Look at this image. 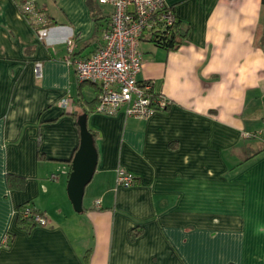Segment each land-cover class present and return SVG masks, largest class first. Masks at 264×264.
<instances>
[{"label":"crops","instance_id":"1","mask_svg":"<svg viewBox=\"0 0 264 264\" xmlns=\"http://www.w3.org/2000/svg\"><path fill=\"white\" fill-rule=\"evenodd\" d=\"M27 1L44 23L0 0V264H264V0H168L185 38L140 44L138 79L170 100L146 118L97 111L100 86L72 61L102 44L111 6ZM84 113L98 161L78 212L67 186ZM22 204L49 224L22 227Z\"/></svg>","mask_w":264,"mask_h":264},{"label":"built area","instance_id":"2","mask_svg":"<svg viewBox=\"0 0 264 264\" xmlns=\"http://www.w3.org/2000/svg\"><path fill=\"white\" fill-rule=\"evenodd\" d=\"M101 4L112 7L109 27L102 34V44L88 57L75 58L73 61L81 82L99 84L100 93L96 110L113 115L124 108L127 116L146 118L158 110L167 108L170 100L154 91L153 83L140 81L138 73L143 64L141 42L159 39L170 33L177 21L174 8L168 0H98ZM23 14L36 26L46 21L33 1L21 6ZM42 38L47 34L46 27L36 29ZM71 42V41H70ZM68 59V62H72ZM37 77L42 76V62L34 63ZM72 99L64 97L61 106L72 108ZM117 181L130 186L135 176L124 169H119ZM18 210H16V214ZM24 216L32 215L33 222L46 226L48 218L42 213H33L32 207L26 205ZM10 239V234L4 238Z\"/></svg>","mask_w":264,"mask_h":264},{"label":"water","instance_id":"3","mask_svg":"<svg viewBox=\"0 0 264 264\" xmlns=\"http://www.w3.org/2000/svg\"><path fill=\"white\" fill-rule=\"evenodd\" d=\"M78 124L80 142L72 159L67 189L75 210L80 212L84 210L83 199L86 186L92 180L97 166L98 151L94 135L87 124V113L79 116Z\"/></svg>","mask_w":264,"mask_h":264},{"label":"trees","instance_id":"4","mask_svg":"<svg viewBox=\"0 0 264 264\" xmlns=\"http://www.w3.org/2000/svg\"><path fill=\"white\" fill-rule=\"evenodd\" d=\"M98 1V0H97ZM96 1V2H97ZM21 2V6L23 3L26 2V0H20ZM98 3V2H97ZM37 7V5H36ZM38 9V7H37ZM39 10V9H38ZM40 11V10H39ZM99 13L95 12L93 13L94 16L98 15ZM26 17L28 18V16L26 15ZM100 19H106V21H108V23L110 22V15H109V19L107 18V16H104L103 15V18L101 17ZM99 18H96V21H98ZM109 27V25H107L106 29ZM105 29V30H106ZM104 30V31H105ZM184 38H185V31H183V29L181 28V25H180V22L177 18V21L175 23V25L172 27L171 31L169 34L165 35V36H162L161 38L159 39H155L153 40V42L160 46V47H163V48H166L168 50H175V49H178L180 47V45L183 43L184 41ZM262 43L264 45V37L262 39ZM92 132V131H91ZM93 133V132H92ZM94 135V134H93ZM74 157V156H73ZM72 157V159H73ZM28 205V204H22L19 208H18V213L16 215V220H17V223L20 224L22 227L24 228H29L31 227L32 225L36 224L35 222H33L32 218L33 216L30 215V216H24L23 215V210L25 208V206ZM32 212L33 213H42L44 214V212L40 211V210H37V209H34L32 207ZM37 225V224H36ZM136 234V233H134Z\"/></svg>","mask_w":264,"mask_h":264},{"label":"rangeland","instance_id":"5","mask_svg":"<svg viewBox=\"0 0 264 264\" xmlns=\"http://www.w3.org/2000/svg\"><path fill=\"white\" fill-rule=\"evenodd\" d=\"M102 8H103L106 12L110 11V9H111V7H109V5H108V6L104 5V6H102Z\"/></svg>","mask_w":264,"mask_h":264}]
</instances>
